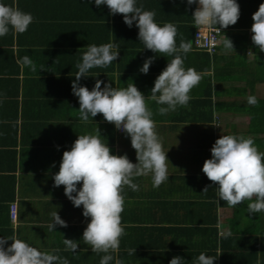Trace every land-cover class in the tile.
I'll return each mask as SVG.
<instances>
[{
    "label": "crops",
    "instance_id": "crops-1",
    "mask_svg": "<svg viewBox=\"0 0 264 264\" xmlns=\"http://www.w3.org/2000/svg\"><path fill=\"white\" fill-rule=\"evenodd\" d=\"M18 6L34 17L26 32L10 31L0 37V237L17 238L41 251L66 257L69 264H100L104 253L96 254L83 240L90 218L83 216L65 195L63 185L54 187L63 152L83 134L100 131L104 143L115 155L127 154L137 163L130 137L104 120L102 114L80 119L79 99L72 84L78 72L76 64L88 44L119 45L120 56L107 67H94L81 86L91 90L97 80L113 87L135 83L147 97L157 76L173 57L144 49L138 39L135 22L129 28L121 14L112 15L106 5L97 7L94 0H0ZM240 18L235 25L222 29L221 43L215 53L195 47V24L192 18L197 4L187 0H137V6L154 11L155 22L177 27L176 43H192L184 59L185 68L206 73L194 87L186 107L178 106L160 115L155 101L148 100L164 151L168 156L169 179L153 187L151 175L134 178L138 191L125 187L124 211L121 214L125 235L120 238L115 258L124 264H170L174 256L185 264L201 252L216 257L215 264L229 262L226 253L235 251L238 240H223L231 232L229 222L233 208L220 204L218 185L203 173L205 160L212 157L211 148L222 135L251 136L247 127L253 123L252 105L247 97H264V80L259 69L264 52L252 45V16L264 0H237ZM223 35L234 49L223 47ZM249 52L253 55H248ZM29 56L35 71L17 63ZM154 57L149 72L139 69ZM104 85H101L103 88ZM53 165H55L53 167ZM210 186L206 194H201ZM82 187V183L78 188ZM17 203V220L11 218V204ZM58 212L67 227L53 222ZM244 224H234L242 228ZM64 239L79 241L78 250H65ZM11 240L5 245L7 248ZM128 249H136L129 255ZM233 260V259H231Z\"/></svg>",
    "mask_w": 264,
    "mask_h": 264
},
{
    "label": "clouds",
    "instance_id": "clouds-1",
    "mask_svg": "<svg viewBox=\"0 0 264 264\" xmlns=\"http://www.w3.org/2000/svg\"><path fill=\"white\" fill-rule=\"evenodd\" d=\"M97 7L106 5L112 15L121 14L124 23L131 28L135 22L139 29L138 39L144 49L163 56L173 57L164 70L157 76L151 94L145 96L135 83L127 87H113L97 80L89 90L79 83L87 77L94 67H107L120 56L119 45L105 43L97 46L88 44L82 54V62L76 64L78 69L72 84L73 94L79 99V114L83 122L102 114L105 121L114 124L131 139V146L136 151L137 163H133L127 154L115 155L108 143H104L99 129L95 134L79 135L70 150L63 152L59 172L53 177L54 187L61 185L65 195L75 207L83 206V216L90 218L82 236L86 245L96 254L104 253L100 264H110L118 253L120 238L125 235L121 214L124 211V188L139 190L134 178L151 175L153 187L158 188L169 179L168 156L162 141L156 132L153 112L148 100L155 101L160 115L175 111L178 106L186 107L191 99V90L196 87L206 73L194 68H185L184 59L191 51L192 43L181 40L176 43L177 27L172 23L163 26L155 22L154 11L137 6V0H94ZM189 6L197 4L193 20L197 28L213 27L227 29L235 25L240 18V5L237 0H187ZM34 17L22 11L18 6L0 2V37L10 31L22 34L27 31ZM252 42L259 51L264 52V3L252 16ZM220 28L217 30L220 32ZM223 47L227 51L235 50L230 38L223 35ZM253 55L249 52L248 54ZM154 57L145 60L139 69L143 74L149 72ZM23 67L35 71V64L29 56L17 60ZM101 85H104L103 88ZM247 103L255 106L257 97L250 95ZM212 157L205 160L202 171L207 178L218 185L219 200L235 207L244 201L248 213L264 212V152L256 146L252 137L228 134L218 138L211 148ZM55 165H53L54 167ZM82 183V187L78 185ZM210 186H205L201 194H206ZM255 198V199H253ZM53 222L49 231L57 225L67 227L58 212H52ZM11 240L7 248L5 245ZM65 250L75 253L79 241L64 239ZM59 249L52 252L41 251L29 243L17 238L0 237V264H69L66 257L58 255ZM128 254H136V249H128ZM216 257L201 252L191 264H215ZM115 264L124 261L115 258ZM170 264H185L183 257L174 256ZM257 264H260L257 261Z\"/></svg>",
    "mask_w": 264,
    "mask_h": 264
},
{
    "label": "trees",
    "instance_id": "trees-1",
    "mask_svg": "<svg viewBox=\"0 0 264 264\" xmlns=\"http://www.w3.org/2000/svg\"><path fill=\"white\" fill-rule=\"evenodd\" d=\"M260 64H264V60L260 61ZM259 75L261 76L259 78H263L264 80V65L259 69ZM251 113L254 119L247 129L258 149L264 152V97L259 98L255 106L252 105ZM248 203L249 201H244L233 208L234 216L229 222L231 232L225 235L223 240L228 241L235 238L239 240L237 241V249L233 253L230 250V253H226L225 255L226 257L231 256V259H233H230L229 262L233 261V263L237 264H257V261L260 264H264V212L255 215L248 213ZM220 204L224 205L226 202L220 200ZM235 223H241L244 226H241L242 228L240 229L233 228ZM222 264L224 263L222 262Z\"/></svg>",
    "mask_w": 264,
    "mask_h": 264
},
{
    "label": "built area",
    "instance_id": "built-area-1",
    "mask_svg": "<svg viewBox=\"0 0 264 264\" xmlns=\"http://www.w3.org/2000/svg\"><path fill=\"white\" fill-rule=\"evenodd\" d=\"M198 6V5H197ZM196 9V8H195ZM195 24V23H194ZM195 37L194 43L195 47L202 51H207L209 53H215L221 43L222 29L220 32L217 30L218 27H205L197 28L195 25ZM11 218L13 221L17 220V203L11 204Z\"/></svg>",
    "mask_w": 264,
    "mask_h": 264
}]
</instances>
